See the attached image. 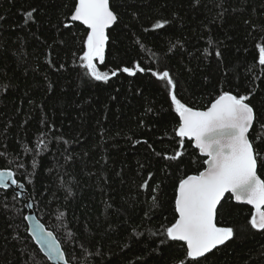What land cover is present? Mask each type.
Here are the masks:
<instances>
[{
  "label": "trees",
  "instance_id": "trees-1",
  "mask_svg": "<svg viewBox=\"0 0 264 264\" xmlns=\"http://www.w3.org/2000/svg\"><path fill=\"white\" fill-rule=\"evenodd\" d=\"M76 4L0 0V168L17 172L72 264H187L183 242L162 232L177 218L179 180L203 170V154L187 140L179 148L170 90L150 72L120 73L108 82L84 75L80 57L89 30L69 21ZM110 4L118 22L108 31L101 71L136 61L167 67L177 97L202 110L224 91L250 94L256 120L249 136L264 157L257 48L264 0ZM162 21L163 28H153ZM38 140L47 147L37 148ZM176 151H183L179 159L166 158ZM258 173L264 178L259 161ZM222 203L218 222L235 235L199 264H264V231L249 225L254 210L232 197ZM26 215L25 201L0 188V264H52L29 235Z\"/></svg>",
  "mask_w": 264,
  "mask_h": 264
},
{
  "label": "snow or ice",
  "instance_id": "snow-or-ice-1",
  "mask_svg": "<svg viewBox=\"0 0 264 264\" xmlns=\"http://www.w3.org/2000/svg\"><path fill=\"white\" fill-rule=\"evenodd\" d=\"M33 11L35 9L26 13V21L33 19ZM68 19L70 22H81L89 30L85 50L80 57L84 75L95 81L108 82L120 73L135 76L138 72H150L170 90V100L178 113L175 134L179 138V148L184 149L187 140L189 143L194 142L195 149L203 154V170L179 180L175 197L177 218L162 232L167 240L183 242L187 264H199L200 259L233 239L234 228L222 226L223 221L218 222L217 219L224 207L222 202H226L227 197L253 206L249 225L252 229L264 231V178L257 174L258 161L264 167V157L259 155L254 140L249 138V131L256 120L250 94L224 91L210 107L202 110L189 106L177 97L176 81L167 67L153 70L151 67H142L136 61L132 66L117 67L110 72L101 71L98 65L105 64L109 41L107 30L118 22V15L110 6V0H78ZM166 23L157 22L153 28H163ZM257 48L258 63L264 66V38ZM215 55L220 56V52L216 51ZM36 147L47 146L43 140H38ZM25 151L35 153V149L30 147L25 148ZM182 155L183 151H176L166 158L177 160ZM36 166L34 157L32 167ZM24 167L22 163L18 165V168ZM16 176L17 172L12 171L10 166L0 168V188L8 189L10 185L23 187L22 181H18ZM143 186H147V181ZM152 200L155 203L156 197L153 196ZM31 231L37 243L46 250L49 260H55L57 264H72L71 258L52 232L46 231L39 223L34 224ZM69 236L71 238V234ZM179 264L186 262L182 260Z\"/></svg>",
  "mask_w": 264,
  "mask_h": 264
},
{
  "label": "water",
  "instance_id": "water-1",
  "mask_svg": "<svg viewBox=\"0 0 264 264\" xmlns=\"http://www.w3.org/2000/svg\"><path fill=\"white\" fill-rule=\"evenodd\" d=\"M77 3H78V0H77ZM110 6H111V4H110ZM77 23L82 24L81 22H77ZM83 26L87 28V26H85V25H83ZM113 26L114 25L110 26L107 31H109ZM253 124H254V122H253ZM250 131H251V129H250ZM250 131H249V134H250ZM249 138H250V136H249ZM257 174L259 175V173H258V167H257ZM1 189H3V188H1ZM4 190H13L18 195V197L20 199H22V200L25 201V207L27 209L26 222H27V225H28V233L33 238V240L35 241L36 245L39 247V249L41 250V252L43 253V255L47 258L46 250L44 248H42V246L40 244L37 243L36 238L32 234V231H31L32 226L34 224H36V223H39L40 225H42L45 228L46 231L52 232L53 235H54V237L57 240H59V239L57 238V236L55 235V233L52 230H49L46 227V225L38 218V216H37V214H36V212L34 210V205H33V202L31 200L30 193L27 191L25 185L23 184V187H19V188H17L15 185H10V187L8 189H4ZM235 202L236 203H239V204L247 205V206L251 207L254 210L253 206L248 205L246 202H237V201H235ZM49 261L52 264H57V262L55 260H49Z\"/></svg>",
  "mask_w": 264,
  "mask_h": 264
}]
</instances>
